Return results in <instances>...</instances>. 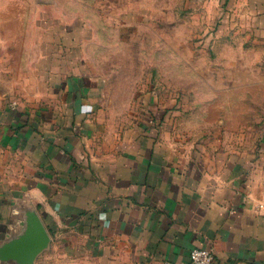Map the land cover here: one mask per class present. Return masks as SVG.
Instances as JSON below:
<instances>
[{
  "label": "rangeland",
  "instance_id": "1",
  "mask_svg": "<svg viewBox=\"0 0 264 264\" xmlns=\"http://www.w3.org/2000/svg\"><path fill=\"white\" fill-rule=\"evenodd\" d=\"M239 4L0 0V91L8 107L40 119L54 104L56 117L81 119L99 151L103 139L132 134L188 152L224 143L255 153L264 146V28ZM62 232H51L36 264L80 262Z\"/></svg>",
  "mask_w": 264,
  "mask_h": 264
},
{
  "label": "crops",
  "instance_id": "2",
  "mask_svg": "<svg viewBox=\"0 0 264 264\" xmlns=\"http://www.w3.org/2000/svg\"><path fill=\"white\" fill-rule=\"evenodd\" d=\"M239 6L260 15L264 28V0ZM5 95L0 240L25 202L50 234L63 231L77 264L189 263L195 247L211 249L213 264H264V146L247 153L207 144L188 152L130 134L101 139L99 151L81 134V119L56 117V104L40 119L22 104L8 107Z\"/></svg>",
  "mask_w": 264,
  "mask_h": 264
},
{
  "label": "water",
  "instance_id": "3",
  "mask_svg": "<svg viewBox=\"0 0 264 264\" xmlns=\"http://www.w3.org/2000/svg\"><path fill=\"white\" fill-rule=\"evenodd\" d=\"M15 229L0 240V262L7 264H36L39 255L47 250L52 236L38 209L21 203Z\"/></svg>",
  "mask_w": 264,
  "mask_h": 264
},
{
  "label": "built area",
  "instance_id": "4",
  "mask_svg": "<svg viewBox=\"0 0 264 264\" xmlns=\"http://www.w3.org/2000/svg\"><path fill=\"white\" fill-rule=\"evenodd\" d=\"M215 261L214 253L205 247H195L190 253V262H166V264H213Z\"/></svg>",
  "mask_w": 264,
  "mask_h": 264
}]
</instances>
